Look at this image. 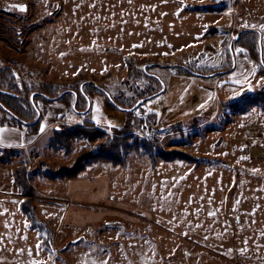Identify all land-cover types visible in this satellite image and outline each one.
Returning <instances> with one entry per match:
<instances>
[{
    "label": "rangeland",
    "instance_id": "1",
    "mask_svg": "<svg viewBox=\"0 0 264 264\" xmlns=\"http://www.w3.org/2000/svg\"><path fill=\"white\" fill-rule=\"evenodd\" d=\"M5 68L18 102L36 99L43 131L0 107V125L17 128L0 139L24 145L0 147L12 159L0 163V264H264V0H0ZM81 74L77 87L103 93L87 110L35 98L42 83L73 87ZM163 89L132 116V126L156 119L155 134L132 129L119 164L90 156L77 177L54 176L108 139L59 132L87 126L114 138L128 112L108 98L133 103ZM241 98L246 112L228 106ZM52 105L63 112L43 126ZM145 140L187 157L169 160ZM22 166L33 198L15 181ZM29 199L38 226L22 210Z\"/></svg>",
    "mask_w": 264,
    "mask_h": 264
},
{
    "label": "trees",
    "instance_id": "2",
    "mask_svg": "<svg viewBox=\"0 0 264 264\" xmlns=\"http://www.w3.org/2000/svg\"><path fill=\"white\" fill-rule=\"evenodd\" d=\"M257 58H260L259 56ZM129 69L130 74L132 76H135L139 73L140 69L134 67V64L129 61ZM83 74L78 76L75 79V83H73V87H68L65 84L55 83V82H45L42 83L39 86V89L33 90V93H37L35 98L37 99H45L48 103H54L55 100L57 103H61L66 105V107H72L77 111L87 110L91 97H94L98 94H103L101 89L97 87L96 85H84L83 87H77L78 84L76 82L79 78H82ZM86 80H83L80 84L84 83ZM20 83L17 82V79L15 75L12 73V71L9 68L1 69L0 71V107H7L9 108L12 113L16 116V120L18 121V124H26V121L32 123L29 125V131L32 134H38L40 132L42 121L35 122L38 117V110L35 108L33 102L36 99H32V101L26 106H23L18 102L14 94L19 92ZM62 95V96H61ZM77 99V103H76ZM243 98L234 101L233 103L229 102L228 106L232 110L235 111H244L246 112V106L247 103H243L245 101H242ZM134 101L131 103V100H125L121 96H115L114 100H112L110 97L107 100V107L109 109H118L119 107L116 105H119L121 107L126 106L128 108L133 107L137 102ZM76 103V106H75ZM130 106V107H129ZM250 107V106H249ZM125 108V107H123ZM248 108V107H247ZM134 112H128V119L126 124L122 129H119L117 132V135L114 136V138L109 137L107 133L104 131H101L99 129H94L93 127H87V126H75L73 127L69 132L62 133L59 132L58 134L64 135L60 137V139L65 140L66 142H69L70 138H82V136H85L88 140L96 141L105 137H108L105 143L102 144V147L100 149H96L94 151H84L80 153L76 159L75 163L71 165V167L64 166L63 169L58 170L57 173H55L54 176H61L62 178H75L77 177L82 171L83 167L82 163L90 156L97 157L99 160H104L108 162H113L114 164H119L122 161V151L125 149L130 148V145L128 143V139L131 138L133 135L130 134L132 131V116ZM147 120L150 123H155L156 119L153 117L147 118ZM14 126V124H10ZM24 125V124H23ZM90 125V123H89ZM147 140V139H146ZM143 141L140 142L143 144L144 149L153 151V147L151 144L155 143H148ZM139 142L137 141L136 147L140 148L141 145H139ZM158 147V152L162 157L168 158L169 160H174L176 158H184L187 156H183L182 153H177L174 151H170L172 155H169L170 153L164 151L161 148V144H155ZM166 153V154H165ZM11 155L10 154H2L0 156V163L7 164L11 162ZM91 162L90 160H88ZM83 167V168H82ZM29 170L28 167L22 166L19 167L16 170V178L15 181L20 185L23 190H25V193L27 194V197L33 198L34 197V189L30 185L29 182ZM22 210L23 212L28 216L29 220L34 226H38V214L35 211V207L32 204V201L26 200L22 204Z\"/></svg>",
    "mask_w": 264,
    "mask_h": 264
},
{
    "label": "crops",
    "instance_id": "3",
    "mask_svg": "<svg viewBox=\"0 0 264 264\" xmlns=\"http://www.w3.org/2000/svg\"><path fill=\"white\" fill-rule=\"evenodd\" d=\"M63 111H60L55 105L49 108L48 113L46 114V117H44V125L49 126H53L55 124V122L57 121L58 117L56 114L57 113H62ZM55 115L54 118L51 117ZM14 130H17V128H15L12 125H0V135L4 134V135H13ZM26 132V131H25ZM32 141V140H31ZM35 141V140H34ZM32 143V142H31ZM18 146L24 148V145L21 144V141H7L5 139H0V147L3 148H9V149H14L17 148ZM41 155L35 154L34 158L36 157H40Z\"/></svg>",
    "mask_w": 264,
    "mask_h": 264
},
{
    "label": "built area",
    "instance_id": "4",
    "mask_svg": "<svg viewBox=\"0 0 264 264\" xmlns=\"http://www.w3.org/2000/svg\"><path fill=\"white\" fill-rule=\"evenodd\" d=\"M139 121H137L136 123L133 124L132 128H133V132L140 135L142 134L144 136L145 139L150 138V136L154 135L156 130H157V123H150L147 120L144 119V123L142 122V120L138 119ZM102 144L101 143H96L94 145V149H99L101 148Z\"/></svg>",
    "mask_w": 264,
    "mask_h": 264
},
{
    "label": "water",
    "instance_id": "5",
    "mask_svg": "<svg viewBox=\"0 0 264 264\" xmlns=\"http://www.w3.org/2000/svg\"><path fill=\"white\" fill-rule=\"evenodd\" d=\"M19 7H20V8L23 7V8L25 9V8H26V5H19ZM163 92H164V89H163L162 91L156 93V94H153V95L149 96V97L143 98V99H141V100H140L135 106H133V107H131V108H123V107H121V106H119V105H117V106H118L119 108H121L122 110H124V111H127V112H133V111H135L137 108H139V107H140L145 101L150 100V99H152V98L158 96L159 94H161V93H163ZM76 102H77V99H76Z\"/></svg>",
    "mask_w": 264,
    "mask_h": 264
},
{
    "label": "flooded vegetation",
    "instance_id": "6",
    "mask_svg": "<svg viewBox=\"0 0 264 264\" xmlns=\"http://www.w3.org/2000/svg\"><path fill=\"white\" fill-rule=\"evenodd\" d=\"M19 5H26L25 13L28 12V5L27 4H19V3H10L9 7L16 9L17 11H20ZM20 13V12H19Z\"/></svg>",
    "mask_w": 264,
    "mask_h": 264
},
{
    "label": "bare ground",
    "instance_id": "7",
    "mask_svg": "<svg viewBox=\"0 0 264 264\" xmlns=\"http://www.w3.org/2000/svg\"><path fill=\"white\" fill-rule=\"evenodd\" d=\"M263 156V151H258L257 148L253 149V157H262Z\"/></svg>",
    "mask_w": 264,
    "mask_h": 264
},
{
    "label": "snow or ice",
    "instance_id": "8",
    "mask_svg": "<svg viewBox=\"0 0 264 264\" xmlns=\"http://www.w3.org/2000/svg\"><path fill=\"white\" fill-rule=\"evenodd\" d=\"M20 11H25V9L23 7L20 8ZM236 51H243L242 49H236ZM253 71H255V69H253ZM41 131H43V129H41ZM39 247V246H38Z\"/></svg>",
    "mask_w": 264,
    "mask_h": 264
}]
</instances>
